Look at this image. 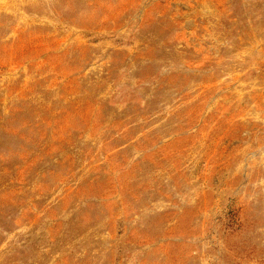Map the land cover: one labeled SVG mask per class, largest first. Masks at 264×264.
I'll return each mask as SVG.
<instances>
[{
	"label": "rangeland",
	"instance_id": "obj_1",
	"mask_svg": "<svg viewBox=\"0 0 264 264\" xmlns=\"http://www.w3.org/2000/svg\"><path fill=\"white\" fill-rule=\"evenodd\" d=\"M0 264H264V0H0Z\"/></svg>",
	"mask_w": 264,
	"mask_h": 264
}]
</instances>
